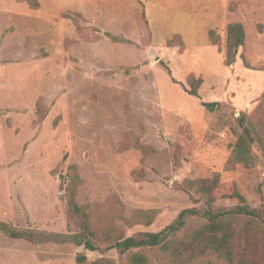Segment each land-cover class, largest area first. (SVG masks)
Returning <instances> with one entry per match:
<instances>
[{
    "label": "rangeland",
    "instance_id": "1",
    "mask_svg": "<svg viewBox=\"0 0 264 264\" xmlns=\"http://www.w3.org/2000/svg\"><path fill=\"white\" fill-rule=\"evenodd\" d=\"M177 1L0 0V221L39 239L0 230V264H128L104 235L163 230L201 207L190 182L214 175L219 204L237 190L264 209V0H224L215 27ZM231 23L246 37L226 66ZM249 123L254 164L231 167ZM68 188L101 251L66 239ZM244 260L264 264L262 233Z\"/></svg>",
    "mask_w": 264,
    "mask_h": 264
},
{
    "label": "trees",
    "instance_id": "2",
    "mask_svg": "<svg viewBox=\"0 0 264 264\" xmlns=\"http://www.w3.org/2000/svg\"><path fill=\"white\" fill-rule=\"evenodd\" d=\"M226 49L224 60L226 66H232L238 59L240 48L245 42V28L240 23L227 26ZM197 95V93H193ZM204 106L214 111L218 103H205ZM243 130L233 147L229 160L231 167L238 165L250 167L254 164L253 148L259 142L258 132L252 123L243 124ZM220 185L219 175L200 182H190L188 191L199 196L202 205L183 210L175 221L159 232L145 233L140 236L115 238L112 233L104 235L110 244L108 248L116 249L126 256L128 264H150L146 255L148 251L158 250L161 255L174 264L182 262L197 264L204 260L223 264H247L244 260L248 250L251 232L264 235V209L252 208L244 195L233 192L227 198L233 205L218 203L216 191ZM67 207L70 221L75 224L77 232L65 236L68 241L83 246L87 251H101L103 247L93 231L90 217L75 198L72 188L66 190ZM193 196V195H192ZM196 199V197H193ZM0 230L12 239H25L38 244L37 232H23L14 226L0 221ZM106 249V248H105ZM86 256L79 259L80 263ZM92 264H114L112 260H98Z\"/></svg>",
    "mask_w": 264,
    "mask_h": 264
},
{
    "label": "crops",
    "instance_id": "3",
    "mask_svg": "<svg viewBox=\"0 0 264 264\" xmlns=\"http://www.w3.org/2000/svg\"><path fill=\"white\" fill-rule=\"evenodd\" d=\"M172 1V0H171ZM179 8H188L193 13H200L209 24H213L211 27L218 26L222 23L223 14L225 10L224 0H179L177 2H171Z\"/></svg>",
    "mask_w": 264,
    "mask_h": 264
}]
</instances>
